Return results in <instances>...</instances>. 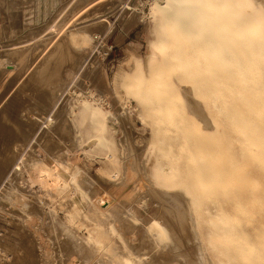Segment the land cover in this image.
Listing matches in <instances>:
<instances>
[{"label": "rangeland", "instance_id": "obj_1", "mask_svg": "<svg viewBox=\"0 0 264 264\" xmlns=\"http://www.w3.org/2000/svg\"><path fill=\"white\" fill-rule=\"evenodd\" d=\"M82 1L68 11L73 0H0V61L25 52L16 58L15 70L0 68V244L7 245L13 225L24 226L27 217L43 248L48 236L57 235L70 250L76 243L69 228L80 234L93 230L95 224L87 218L98 216L85 198L80 206L62 190L57 197L56 191L50 192L56 187L52 180L46 189L32 183L40 171L64 176L58 170L66 168L68 152L78 158L69 165V173L82 167L105 191L113 184L98 170L109 159L133 163L149 186L147 198L158 197L155 200L163 202L170 216L180 210L173 199L162 200L160 194L180 192L189 219L184 227L201 264H264V25L251 29L245 13L237 17V35L229 39V49V26L206 27L200 21L191 27L185 17L174 24L172 10L152 8L149 0H140L135 8L122 7L116 0ZM251 3L264 24V0ZM62 10L63 23H68L64 33H85L89 41L72 71L74 81H67L56 103H46L41 89L26 87L35 69L26 58L40 43L33 41L34 34L52 25L53 16ZM220 28L217 39L203 50L207 38ZM101 32L108 33L114 49L106 59L93 56L86 64L93 35ZM68 82H74L75 94L61 99ZM91 94L103 96L109 106L88 99ZM48 116L66 125L50 134L42 148L34 149L28 172L14 170L22 153H32L36 146L32 140L37 142L46 132L43 122ZM11 183L19 196L10 190ZM142 193L128 191L126 201L136 204ZM35 201L51 202L69 226L41 216ZM152 203L137 208L145 220L155 212ZM65 206L76 219L65 216ZM11 208L17 220L11 218ZM112 221L108 218L101 227L121 242L116 236L119 226L114 229ZM129 223L135 224L124 225L127 233L140 227L135 220ZM150 229L144 251H151L158 234L157 227ZM168 237L159 250L161 260H172L167 251L174 246ZM137 240V235L130 237L132 243Z\"/></svg>", "mask_w": 264, "mask_h": 264}, {"label": "bare ground", "instance_id": "obj_2", "mask_svg": "<svg viewBox=\"0 0 264 264\" xmlns=\"http://www.w3.org/2000/svg\"><path fill=\"white\" fill-rule=\"evenodd\" d=\"M81 1L73 0V2L68 5L67 10L69 11L74 7L80 6ZM102 1L107 2L108 0H101L100 2ZM116 1L119 2V5H123L122 7L132 5L135 8L137 4H140V0ZM227 1L229 0H149V3L152 8L158 7L163 11L172 10L174 24H176L181 17H185V22L190 23L191 27L194 26V23L196 26L200 21H202L206 27L213 26L214 23L220 24L221 27L229 26L230 35L228 44L230 43L229 49H231L232 42L229 39L233 40L232 37L237 35V17L245 13L250 22L249 28L251 29H259L264 24L261 19L255 16L251 0ZM214 2H219V4L214 5ZM122 7L120 9H122ZM128 9L130 8L128 7ZM14 10L18 11V6H16ZM65 12V10H62L56 16H53L52 25H47L48 27L43 26L42 30L39 29V31L34 34L35 38H33V41L40 43L32 47L29 56L26 58V64L34 66L35 68L26 81V87L30 89L34 86L35 88L41 89L46 103H50L53 100V103H56V98L61 95L60 93H62L63 87L67 86H64L67 84V81L69 79V82L74 81V78H70L72 71L81 63L82 54L89 41L87 38L88 35L85 33L71 32L70 36L64 33L68 29L66 28L68 23H63ZM134 13L135 12H131V15ZM203 17L205 18L204 20H202ZM101 21L104 22L105 19ZM199 27L197 26V28ZM221 30L223 29H216L213 35L211 33V36L207 38V42L203 45V50L209 47L208 45H210L212 38L217 39V35H219ZM213 47L215 48V46ZM163 49L164 47H161V50ZM23 54H25L24 51L21 53L9 54L8 59L0 61V68L9 72L15 70L18 65L15 60L18 57H22ZM215 55L213 59H215ZM21 62L23 61H20V63ZM227 63H231V61L222 60V64ZM78 78V82L80 81L81 83L80 79L83 78V76L81 75V77ZM131 82L132 81L128 84H131ZM92 111L93 110L89 111L90 115L93 114ZM43 123L46 132L39 137L37 142L36 140H32V143L36 144L32 153L30 155L26 152L22 153L14 164V170L16 168L19 172H22V170L28 172V160L35 153L34 149L36 147L42 148L43 144L49 141L50 134L57 129L64 128L66 125V121L62 122L61 119L52 116L46 117ZM76 158L75 154L69 155L67 152L64 162L66 168H60L58 170L60 173L64 172V176L52 175L47 171H40L36 174V178H34L36 181H32V183L39 184L40 189H46V184L52 180L53 185L56 187L52 188V191L49 190L50 192L56 191L53 193H55L54 195L57 197V192L62 190L75 198L80 206H84L83 199L85 198L88 204L91 203L93 205L92 213L98 216V218H87L88 221L95 224L93 230L80 234L79 230H72L69 228L76 243L70 250L65 248V245L62 244V237L57 235L48 236L49 241H47L48 243L44 241L46 246L43 245V248L37 239L38 234L36 233L38 231H34L33 228L30 229L28 227L27 217L25 222H23L25 224L24 226L13 225L14 230L11 231L8 236L9 241L7 245L0 244V264H201L197 252L193 249L194 242H192L191 236L188 235L190 232L184 227V224H186L189 219L185 210L186 204L184 202L186 200L180 192H176L171 196H167L168 194L166 193L160 194L162 200L166 201L167 197L173 199V203L175 204V207L174 205L173 207L180 210L175 213V215L171 214L170 216L163 202L159 203L155 200L158 197L154 199L147 198L148 194L146 195V193L149 186L147 182L142 180L137 174L139 170L133 163L117 164L113 159H109L106 166L98 170L102 179L106 182L110 181L112 182L111 184H113L108 191H105L101 186L94 184V181L88 175L89 173H87L85 169H82V167L78 169L77 173H69L68 167L72 165ZM131 177L134 178L133 182L126 185V181ZM122 185L125 187L123 188ZM9 188L14 191L15 195L19 196L21 194L15 191L12 183ZM131 190L143 192L141 200L136 204H130L126 201L128 196L125 195ZM13 191H11V193H13ZM45 193H47V190ZM51 195L53 196V194L49 196ZM53 201L54 199H52L51 202ZM150 201L154 203L155 212L149 220H145L144 216L137 208H143L147 202ZM51 202L35 201V206L37 207L36 212L48 218L50 222L53 218H57V221L61 225H68L66 219L62 218L59 210L53 207L54 205ZM126 202L128 204H126ZM11 212V218L16 219L17 212L12 208ZM64 214L66 217L70 216L76 219L66 206ZM20 215L23 221L21 212ZM166 216H169V218ZM108 218H113L112 224L114 225V229L116 225L120 227H116V230H118L116 236L120 238L122 243L116 240L113 234L110 235L109 230L106 231L102 229L101 226L104 225V222L108 220ZM133 220H135L140 227L136 226L127 233L124 229V225H127V223L130 225L135 224L129 223ZM77 222L80 221L78 220ZM151 227H157L158 234L153 237V246L150 247L151 251L149 249H145L144 251V248L147 247L145 241L151 234L148 233ZM133 235H137L138 237L136 243L130 241V237ZM167 237L168 239L171 237L170 245L172 244L174 246L172 248L167 246L170 247L167 254L168 256H172V260H161L159 258V252L161 251L160 249L163 248L162 245L165 243ZM193 239L194 241L196 240L195 238ZM176 241L178 243H176ZM190 244L192 247L191 249L189 248ZM188 249L190 250L188 251ZM190 254H192V256H190Z\"/></svg>", "mask_w": 264, "mask_h": 264}, {"label": "built area", "instance_id": "obj_3", "mask_svg": "<svg viewBox=\"0 0 264 264\" xmlns=\"http://www.w3.org/2000/svg\"><path fill=\"white\" fill-rule=\"evenodd\" d=\"M106 27H107V30L109 31V28L111 27V24H110V26H106ZM107 35H108L107 32H105V33H102V32L101 33H95L93 35L92 47H91L88 59L86 60V64L91 60V58H93V56L99 57V58L104 60L113 51L114 46L112 44L108 43ZM72 84H70L68 86V88L66 89V92L63 94L61 99H63L66 96V94H69V93L71 95L75 94V92L73 91ZM88 99L93 100V101L97 100L96 102H100L103 107H108L109 106L107 99L104 98L103 96H100V95L98 96L96 94H91Z\"/></svg>", "mask_w": 264, "mask_h": 264}]
</instances>
